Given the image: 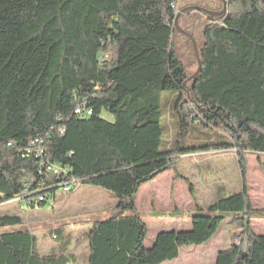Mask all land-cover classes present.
<instances>
[{
	"label": "trees",
	"instance_id": "1",
	"mask_svg": "<svg viewBox=\"0 0 264 264\" xmlns=\"http://www.w3.org/2000/svg\"><path fill=\"white\" fill-rule=\"evenodd\" d=\"M216 1L227 10L206 18L191 79L173 43L179 0H0V206L41 211L60 189L101 188L116 201L83 235L86 264L175 261L228 218L242 245L216 264H264V236L251 229L261 210L245 183L247 155H264V0ZM203 130L221 140L194 137ZM214 151L236 153L242 190H218L189 227L146 247L141 188L180 157ZM23 225L0 214V264H75L68 228L55 229L58 251L43 255Z\"/></svg>",
	"mask_w": 264,
	"mask_h": 264
},
{
	"label": "rangeland",
	"instance_id": "2",
	"mask_svg": "<svg viewBox=\"0 0 264 264\" xmlns=\"http://www.w3.org/2000/svg\"><path fill=\"white\" fill-rule=\"evenodd\" d=\"M194 6L221 12L224 4L216 0H179L178 3L179 10ZM189 19V34L194 37L197 46H200L206 15L191 12ZM173 43L188 76L192 77L198 70V62L191 41L175 34ZM203 132L209 134L204 136L195 131L194 137L206 141L209 138L221 140L212 132ZM242 179L234 151H214L180 157L176 170L168 171L152 183L144 185L137 196V212L149 227L146 247H152L156 236L163 230L189 227L190 214L198 205L209 204L218 190L223 188L228 194L240 192ZM245 183L253 207L261 210L254 214L251 229L256 235L264 234V155H247ZM115 201L113 194L106 190L75 184L69 192L58 190L54 199L41 211L27 210L24 201L13 200L0 206V214L20 215L24 220L21 229L31 231L39 238L40 252L43 255L58 251L57 242L53 240L55 229L60 226L68 228L67 232L73 238L69 253L75 257V264H86L89 250L87 239L83 235L91 227V221H102L110 217L108 210L114 207ZM230 219L222 224L209 243L185 247L177 260L164 264H216L220 251L233 245H242L243 231L230 227Z\"/></svg>",
	"mask_w": 264,
	"mask_h": 264
},
{
	"label": "water",
	"instance_id": "3",
	"mask_svg": "<svg viewBox=\"0 0 264 264\" xmlns=\"http://www.w3.org/2000/svg\"><path fill=\"white\" fill-rule=\"evenodd\" d=\"M189 9V8H188ZM190 9H194L196 11H200V12H203L204 14H206L207 16H215V17H218V16H221L222 14H224L226 12V5L224 4V7H223V10L221 12H214V11H209V10H206V9H203V8H200V7H196V8H190ZM184 12V11H183ZM182 12L178 13L177 15V18H176V21H175V26H176V30L182 34H184L192 43L193 45V50H194V55L196 57V60L198 62V70L197 72L191 77V79L195 76H197L200 71H201V62H200V57H199V50H198V46H197V42L196 40L194 39V37L190 34H187L185 32H183L179 25H178V19L180 18ZM258 236H264V235H258Z\"/></svg>",
	"mask_w": 264,
	"mask_h": 264
},
{
	"label": "flooded vegetation",
	"instance_id": "4",
	"mask_svg": "<svg viewBox=\"0 0 264 264\" xmlns=\"http://www.w3.org/2000/svg\"><path fill=\"white\" fill-rule=\"evenodd\" d=\"M196 7H200V8H203L201 6H194V7H186L185 9H181L178 13L182 12L180 18L178 19V25L180 26V24L184 27V29H188V26L189 24L191 23L189 17H190V14L191 12H198V13H202L204 14L203 12H200V11H196L194 9H190V8H196ZM189 8V9H188ZM184 11V12H183ZM209 11H213V10H209ZM206 15V14H205ZM211 17H215V16H211ZM206 18H210V16H207L206 15ZM180 23V24H179ZM181 27V26H180ZM183 32L189 34L188 32H186V30H183L182 28H180ZM182 34V33H180ZM184 35V34H182ZM185 36V35H184Z\"/></svg>",
	"mask_w": 264,
	"mask_h": 264
},
{
	"label": "crops",
	"instance_id": "5",
	"mask_svg": "<svg viewBox=\"0 0 264 264\" xmlns=\"http://www.w3.org/2000/svg\"><path fill=\"white\" fill-rule=\"evenodd\" d=\"M261 235H264V234H261Z\"/></svg>",
	"mask_w": 264,
	"mask_h": 264
}]
</instances>
